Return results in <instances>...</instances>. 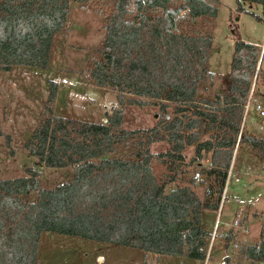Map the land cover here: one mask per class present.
Masks as SVG:
<instances>
[{
	"label": "trees",
	"instance_id": "16d2710c",
	"mask_svg": "<svg viewBox=\"0 0 264 264\" xmlns=\"http://www.w3.org/2000/svg\"><path fill=\"white\" fill-rule=\"evenodd\" d=\"M221 1L0 0L5 71L46 69L72 3L100 5L95 13L109 21L86 76L119 96L106 122L57 117L58 85L50 82L49 116L26 148L46 169L71 168L73 175L50 188L32 167L25 176L0 180V264H39L43 232L206 260L211 233L203 226V212L219 209L237 145L246 141L264 156V139L243 134L250 93L262 74L260 47L237 40L231 74L222 80L224 93L203 96L217 77L209 69L213 36L197 27L217 19ZM243 2L264 6V0ZM126 100L158 106L157 124L123 128ZM165 141L166 151L152 152V144ZM193 145L189 158L187 148ZM206 160L210 166L202 174L209 185L203 200L194 188L197 181H180ZM156 163L167 172L157 176ZM240 253L253 264L264 262V241L243 246Z\"/></svg>",
	"mask_w": 264,
	"mask_h": 264
},
{
	"label": "rangeland",
	"instance_id": "374dc122",
	"mask_svg": "<svg viewBox=\"0 0 264 264\" xmlns=\"http://www.w3.org/2000/svg\"><path fill=\"white\" fill-rule=\"evenodd\" d=\"M243 6L244 9L239 10ZM96 3H72L71 14L65 29L56 35L51 59L46 69L15 66L10 71L0 68V180L25 176L28 168L40 172L42 184L54 187L70 180L71 168L46 169L33 157L26 144L34 130L49 116L48 98L50 82L58 85L53 114L57 117L83 122L102 123L119 105L118 93L95 86L86 74L93 57L105 37L109 17L98 15ZM104 14L109 11L103 8ZM197 30L213 36L209 69L216 74L214 87L203 96L224 93L222 80L232 71L237 40L251 42L261 49L259 68L262 74L254 81L249 107L243 124V134L264 139V6L250 8L243 0H222L218 16L202 20ZM123 128L150 129L157 122L159 107L153 104L138 106L123 104ZM173 116L172 110L169 114ZM168 142L152 144L154 153L166 151ZM195 146L187 148L189 158ZM210 166L206 160L196 166L180 181L186 185L197 181L196 193L204 200L209 182L202 169ZM157 176L167 172L166 166L154 165ZM239 181L229 184L225 199L218 210H204L203 226L211 233L205 261L156 255L139 249L108 245L101 242L43 232L39 243V264H253L241 256V248L259 245L264 241V156L244 141L236 147L232 167ZM200 172L201 177L195 178ZM224 195V191H223ZM232 233V238H227ZM230 257V261H225ZM254 264H264L257 262Z\"/></svg>",
	"mask_w": 264,
	"mask_h": 264
},
{
	"label": "built area",
	"instance_id": "2783aa9c",
	"mask_svg": "<svg viewBox=\"0 0 264 264\" xmlns=\"http://www.w3.org/2000/svg\"><path fill=\"white\" fill-rule=\"evenodd\" d=\"M246 107H247V108L249 107V102H248V104H247ZM256 109H257L258 111H260V113H261L262 116H264V110L262 109V106H261L260 104L256 105ZM201 165H202V164H201ZM200 177H201L200 172H197V173L195 174V178L198 179V178H200ZM239 180H240L239 177H237V176L235 175V172L233 171V168H231L230 171H229L228 177H227L226 184H225L223 199H225L226 192H227V190H228L227 188H228L229 184H230L231 182H233V181L238 182ZM223 199H222V200H223Z\"/></svg>",
	"mask_w": 264,
	"mask_h": 264
},
{
	"label": "water",
	"instance_id": "95a60500",
	"mask_svg": "<svg viewBox=\"0 0 264 264\" xmlns=\"http://www.w3.org/2000/svg\"><path fill=\"white\" fill-rule=\"evenodd\" d=\"M167 117L170 118V115H168ZM106 121H107V120H106ZM106 121H105V122H106ZM225 261L228 263V262L230 261V257H226V258H225Z\"/></svg>",
	"mask_w": 264,
	"mask_h": 264
},
{
	"label": "crops",
	"instance_id": "0c3cea01",
	"mask_svg": "<svg viewBox=\"0 0 264 264\" xmlns=\"http://www.w3.org/2000/svg\"><path fill=\"white\" fill-rule=\"evenodd\" d=\"M40 164V163H39ZM40 165H43V164H40Z\"/></svg>",
	"mask_w": 264,
	"mask_h": 264
}]
</instances>
